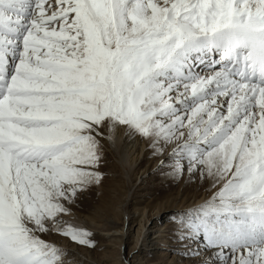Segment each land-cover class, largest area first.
<instances>
[{
  "label": "snow or ice",
  "instance_id": "1",
  "mask_svg": "<svg viewBox=\"0 0 264 264\" xmlns=\"http://www.w3.org/2000/svg\"><path fill=\"white\" fill-rule=\"evenodd\" d=\"M118 133L204 191L181 260L264 264V0H0V264L95 247L66 217Z\"/></svg>",
  "mask_w": 264,
  "mask_h": 264
},
{
  "label": "rangeland",
  "instance_id": "2",
  "mask_svg": "<svg viewBox=\"0 0 264 264\" xmlns=\"http://www.w3.org/2000/svg\"><path fill=\"white\" fill-rule=\"evenodd\" d=\"M101 170V184L80 194L73 215L66 217L89 231L95 244L89 249L61 239L73 253V264H187L176 254L169 221L174 212L203 198V189L161 172L147 146L123 133L116 135L114 148L106 146ZM121 228L123 238L100 235ZM143 230L151 233L145 238Z\"/></svg>",
  "mask_w": 264,
  "mask_h": 264
},
{
  "label": "bare ground",
  "instance_id": "3",
  "mask_svg": "<svg viewBox=\"0 0 264 264\" xmlns=\"http://www.w3.org/2000/svg\"><path fill=\"white\" fill-rule=\"evenodd\" d=\"M135 141V140H134ZM135 142H137V141H135ZM133 144V143H132ZM135 145V144H134ZM105 231V230H104ZM151 233V231H149V230H143V233H142V236L143 237H145L146 238V236H148V234H150ZM100 235H103L104 237H106V238H109V237H111V236H119V237H121V238H123V237H125L126 236V232H124V230L121 228V229H119V230H117V231H105V233L104 234H100ZM156 243V242H155ZM154 243V244H155ZM171 243V242H170ZM148 244H150V242L148 243ZM154 244H152V246H154ZM156 245V244H155ZM174 245V244H173ZM158 246V245H157ZM154 249L155 250H157V248L156 247H154ZM125 263L127 262L126 260L124 261ZM83 263H85V264H92V262L91 261H89V260H86V261H83ZM124 263V264H125ZM131 264V263H130Z\"/></svg>",
  "mask_w": 264,
  "mask_h": 264
}]
</instances>
